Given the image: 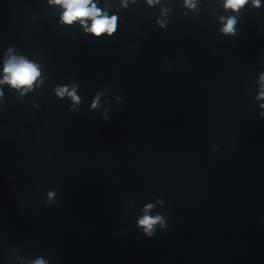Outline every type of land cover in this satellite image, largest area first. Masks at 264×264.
Returning a JSON list of instances; mask_svg holds the SVG:
<instances>
[{"label": "clouds", "instance_id": "1", "mask_svg": "<svg viewBox=\"0 0 264 264\" xmlns=\"http://www.w3.org/2000/svg\"><path fill=\"white\" fill-rule=\"evenodd\" d=\"M51 3L62 5L65 12L62 15V22L71 24L74 20L79 19L82 24L86 23L85 18L91 19V27H87L86 31L91 32L95 36H100L102 33L107 32L111 35L116 30L117 17L112 16L108 18L106 15H101L100 10L92 3V0H50ZM151 3V0H149ZM190 7H194L191 0H186ZM249 0H225V8L231 9L234 12H239ZM253 7L260 8V0H251ZM91 5V7H89ZM235 17L227 18L222 31L225 34H235ZM163 26V25H161ZM11 51V50H9ZM5 77L4 81L14 88L31 87L33 81L39 76L37 66L23 58H10L4 67ZM261 82L264 83V74L260 77ZM59 97L69 96L74 102H79V97L76 95V87L73 86L69 91L68 87H60L56 90ZM264 98V91L261 92V97ZM93 107H96L94 101ZM264 107V105H262ZM264 115V113H262ZM55 196L53 191L48 192V201H52ZM47 203V202H46ZM159 203H163L159 201ZM154 208L153 204H147L143 209V215L137 220V227L142 230L143 235L146 237H153L157 230H164L167 227V217L162 214L151 215V210ZM30 264H49L44 258L34 259Z\"/></svg>", "mask_w": 264, "mask_h": 264}]
</instances>
